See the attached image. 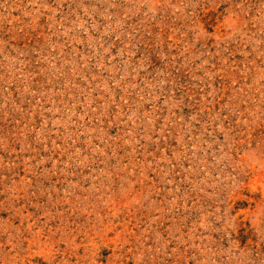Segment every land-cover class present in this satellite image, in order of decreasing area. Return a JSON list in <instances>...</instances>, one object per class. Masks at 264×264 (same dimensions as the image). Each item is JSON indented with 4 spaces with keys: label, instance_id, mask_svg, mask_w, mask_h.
<instances>
[{
    "label": "rangeland",
    "instance_id": "rangeland-1",
    "mask_svg": "<svg viewBox=\"0 0 264 264\" xmlns=\"http://www.w3.org/2000/svg\"><path fill=\"white\" fill-rule=\"evenodd\" d=\"M0 264H264V0H0Z\"/></svg>",
    "mask_w": 264,
    "mask_h": 264
}]
</instances>
